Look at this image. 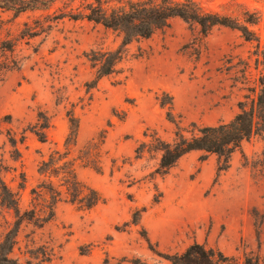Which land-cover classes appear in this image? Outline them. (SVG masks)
Listing matches in <instances>:
<instances>
[{
	"label": "rangeland",
	"instance_id": "1",
	"mask_svg": "<svg viewBox=\"0 0 264 264\" xmlns=\"http://www.w3.org/2000/svg\"><path fill=\"white\" fill-rule=\"evenodd\" d=\"M199 1L232 15L256 11L260 20L250 26L260 41L222 24L204 35L198 24L177 16L168 27L131 42L125 71L91 88L86 82L95 78V68L84 52L118 46L117 32L64 15L70 9L65 0L20 13L0 8L5 179L20 189L27 206L32 187L49 180L39 171L41 161L57 149L67 151L72 111L80 124L78 141L64 158H76L79 178L105 198L90 209L62 200L44 227L23 224L14 250L21 264H169L164 254L196 241L241 260L248 253L264 256V175L251 165L263 157L262 137L245 140L221 172L218 155L199 149L185 153L165 174L155 171L159 139L171 140L178 125L231 120L250 108L264 76V0ZM10 43L13 51L3 47ZM170 105L175 121L169 119ZM41 112L51 119L45 141L34 131ZM12 136L21 152L17 160ZM84 151L96 165L78 157ZM21 171L27 176L24 188Z\"/></svg>",
	"mask_w": 264,
	"mask_h": 264
},
{
	"label": "trees",
	"instance_id": "2",
	"mask_svg": "<svg viewBox=\"0 0 264 264\" xmlns=\"http://www.w3.org/2000/svg\"><path fill=\"white\" fill-rule=\"evenodd\" d=\"M56 1L0 0V8L20 13L28 9H51ZM75 1L77 0H65L70 9L64 15L100 23L105 28L117 32L122 38L121 43L114 48L95 46L84 52L87 61L95 68V78L86 82L90 88L104 76L125 71V64L130 58L131 42L148 38L157 30L168 27L177 16L198 24L204 35L215 25L222 24L240 28L247 39L256 38L260 41L257 31L250 26L260 20L256 11L246 10L239 15H232L205 7L199 0H80L77 6L74 5ZM59 17L60 15L55 18ZM2 22L0 18V31ZM3 47L13 51L15 43ZM161 103L166 105L167 102L161 99ZM172 108L170 105L168 115L169 119L175 121ZM68 116L70 130L65 140L67 151L63 153L57 149L48 159L41 161L39 171L48 175L49 180L32 187V197L27 206L22 204L20 189L12 187L4 177L9 165L4 160L0 162V215L4 219V223H0V264H21L14 250L19 242V232L23 224H32L36 228L44 227L55 218L60 201L70 200L90 209L105 200L97 188L79 178L76 158H64L70 152L71 145L78 141L80 125L72 111L68 112ZM50 125V115L41 112L34 128L41 140H47L45 128ZM255 135L264 140V76L257 95L252 97L250 108L243 107L231 120L214 125L194 124L193 128L178 125L171 140L159 139V143L154 144V148L161 152L155 171L165 174L185 153L199 149L218 155V170L221 172L230 166L232 154L241 149L243 142ZM11 141L16 153L12 158L17 160L21 155L17 146L18 140L12 136ZM145 146L143 144L138 147V156L144 153ZM262 154L263 157L253 160L251 165L264 175V150ZM78 157L87 164L96 165V160L89 151H84ZM20 173L22 180L19 187L24 188L27 176L25 171ZM53 176L59 178L58 184H55ZM1 225H4L3 229ZM164 256L169 260V264H264V256L248 253L245 259L241 260L240 256L226 254L220 248L197 241L183 251L167 253Z\"/></svg>",
	"mask_w": 264,
	"mask_h": 264
}]
</instances>
